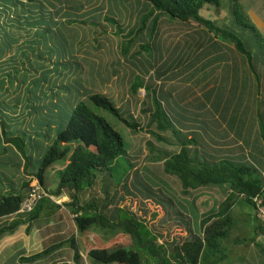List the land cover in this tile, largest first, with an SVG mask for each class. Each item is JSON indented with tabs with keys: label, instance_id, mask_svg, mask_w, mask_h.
I'll return each instance as SVG.
<instances>
[{
	"label": "rangeland",
	"instance_id": "374dc122",
	"mask_svg": "<svg viewBox=\"0 0 264 264\" xmlns=\"http://www.w3.org/2000/svg\"><path fill=\"white\" fill-rule=\"evenodd\" d=\"M12 1L0 0V15L3 18V23L1 22L2 31L0 32V71H7L9 75L17 74L21 81L16 82L18 85L16 83L5 84L6 88L4 89H2L3 86H0V195L4 194V186L9 191L18 188L22 177L19 165L23 164L20 157L14 155L12 151L8 150L9 153L5 155V145L1 137L2 127L5 128L4 130L7 133L22 130L20 131V138L25 140V147L34 158L31 163L34 168H37L39 166V158L43 156L46 148H48V146H44L45 137L43 134L55 131L47 124H56L60 119L59 112L65 108H70L71 105L68 104L74 101L72 96L67 94L69 101L65 102L64 95L55 94L59 90L51 89L54 85L59 84V77L40 76L39 71L42 70L44 73H48V69L44 68L52 66L55 62V57L58 58V63L63 62L64 64L53 65V67L56 71H64L68 67L66 64L67 57H76V52L78 51L79 57H96V59H85L81 62L93 64V70L91 71L101 74L99 76H91L92 79H90L91 77L83 76V88H87L84 84L89 79L96 90L105 89V85L110 84L109 91L105 95L114 106L121 105L118 108L128 122L140 124L148 122L144 117H147L145 115L146 108L151 102L147 98L143 104V113L137 112L135 114L132 110L133 105H131V102L127 103L123 98L129 94L134 99L132 91L137 90L139 86L146 88L149 96L153 97V119L155 121L151 124L150 129L144 125L142 131H132L109 112L94 108L95 112L103 116L112 128L122 136L124 150L127 154V157L118 160V164H114L115 166L110 172L111 177H108V179L119 184L128 173L130 177L133 176L131 162L135 165L139 164L136 170L139 175L133 176L130 181L131 185H133V195L139 202L137 201L136 204L135 201H132L130 204L125 203V205L131 207L136 205L135 209L141 212L144 207L143 199L158 203L165 213L161 212L158 219H150L149 222L151 221L152 227L159 230V228L171 229L175 227L173 213L176 214L175 218L178 221L188 226L190 225L188 217L196 219L200 215V211L194 205L204 210V199L207 201V208H211L212 204L217 207L223 201L222 195H217L212 191H201L193 192L196 201L193 204V201L188 197L183 198L181 184L176 176L164 173L163 164H158L157 166L153 161H151V164L153 163L152 166L150 164L151 155L159 156L164 152L171 154L174 149L181 148V144L188 145L189 140L183 132L184 126L181 122L184 114L190 113L189 115L192 119H199L196 123L192 122V129L199 127L197 123L201 121L200 119H207L210 116L207 114L203 116L197 110V97L194 96L197 94V89L195 90L194 86L190 93V105H184V100L189 98L187 93H185V96H183V93L174 94L176 87H168L167 82L164 83L161 90L160 87H157V95L152 92L156 80L152 77L151 70L154 71V69L158 68L161 71L169 68L171 70L168 71L169 74L173 75L180 68L181 70L183 69L184 63L188 69V64L186 63H190L192 59V56L188 58V55L196 50L194 46L189 47L188 41L184 42V44L183 42L178 44L175 37L170 36L172 34L170 26L166 25V23H161L160 17L153 23L150 17L145 18L144 25L140 27L137 24L134 29L133 19L129 22L130 18L128 17L134 16L136 13L130 9L126 11L127 24L126 17L122 18V28H120L118 22L114 23L105 19V14L108 10V0H70L69 2L68 0H38L28 5L20 4L15 6H13ZM94 1L97 4H94ZM125 1L128 6L134 5L132 0ZM137 1L146 3L142 2V0ZM218 3L220 5L219 8L223 10L224 16L219 19L217 26L246 41H250L249 37L242 33L241 27L236 24L235 18L231 14V1L218 0ZM60 5L67 6L66 23L62 19L56 20L54 17L55 11L56 14L60 12ZM91 5L96 6V8L88 11L83 8V6ZM147 5L150 4L148 3ZM240 10L245 17L250 19L241 6ZM112 14L113 9L109 8V15ZM166 19L171 23L176 22L168 17ZM125 24L133 28V30L126 38H122V31L124 33L129 31V29H126ZM156 27L159 28V32ZM150 28L153 31L148 30ZM248 46L253 49L252 42H248ZM171 49H174L173 54L169 53ZM178 52L182 53L179 54ZM206 52L208 56H216L215 53H211L210 48ZM177 53L179 55L178 59ZM184 54H186V61L183 59ZM174 77H166L165 81ZM9 78L13 79L12 76ZM38 78L44 81L32 84ZM191 78L194 77L185 76V82ZM74 79L75 77L69 76L66 82L74 84ZM208 79L210 80L211 78L208 76ZM46 80L47 82H45ZM22 81L25 83H21ZM210 112L212 113L213 110L210 109ZM180 114L182 118L179 117ZM164 122L169 123V126L174 130L172 128H161ZM148 133L152 137H149ZM171 142L175 143V147ZM192 146H195L194 142ZM155 149H158V151H154ZM255 154L260 160L264 157L258 154V151H255ZM159 161H162V159L158 158L156 162ZM63 165L64 163H61L57 165V168H63ZM153 166L157 167L156 171ZM31 167L29 166L28 170H32ZM49 175L54 174L49 173ZM49 175H44L45 181H47V177H50ZM24 177L27 178V174H23ZM37 183V180L32 178L28 186ZM49 186L52 188L55 185L51 183ZM99 186L104 185L99 183L98 188ZM106 188L108 190L114 189V187L108 186ZM24 192H27V189ZM123 196L126 195L124 194ZM57 202L64 205L69 202V199L62 203L58 200ZM262 210L264 211V209ZM170 212L173 213L171 214ZM180 212L183 215L177 214ZM232 215L235 220V227L231 234L232 239L250 241L254 237L255 230L257 231L260 227L264 234L263 214L257 213V216H255L253 208L244 201L240 200L237 202L232 210ZM147 217H151L149 212ZM12 220H0V226ZM192 224L193 230H197V225L194 222ZM21 233H23V230H21ZM74 233L73 216L67 208L62 206L61 210L51 219H39L35 226L32 227L30 234H25L26 238L24 239L29 244L30 249L27 254L29 256L37 254L42 251L43 247H48L54 242L66 240ZM92 235H97L102 239H113L116 234H111L104 230H95ZM257 241L261 242L264 239H257ZM228 245L231 250L230 258L224 264H264V256L258 252V249L255 250L256 248L252 244ZM71 255V251L68 248H64L51 259L40 261L37 264H73ZM12 256L13 254L11 253L10 257ZM16 257L6 264H19L20 256H18V260Z\"/></svg>",
	"mask_w": 264,
	"mask_h": 264
},
{
	"label": "trees",
	"instance_id": "16d2710c",
	"mask_svg": "<svg viewBox=\"0 0 264 264\" xmlns=\"http://www.w3.org/2000/svg\"><path fill=\"white\" fill-rule=\"evenodd\" d=\"M36 1L38 0H13L12 4L28 5ZM95 1L93 3H96ZM142 2L149 3L154 11L159 13V17L166 16L176 22L196 25L197 28L205 27L209 35L233 46L241 59L235 67L239 69L246 67L257 85L258 96L261 99L257 107V118L264 129V39L242 13L237 0H231L229 9L236 24L250 41L217 26V22L200 16L199 13L204 7H212L218 12L220 9L218 0H142ZM2 21L0 15V32ZM248 42H252L253 49L249 48ZM227 62L230 60L225 61ZM11 76L13 79L9 78ZM67 77L69 76L60 77L63 79L62 83L54 85L51 89L59 90L55 94L64 95L65 102L69 101L67 94H70L74 101L68 104L71 105L70 108L59 112L60 119L56 124H47L55 131L43 134L45 143L51 142V145L39 158L37 168L31 163L34 158L27 151L25 140L20 138L22 130L8 133L4 127L1 130L5 155L12 151L14 155L20 157L23 164L19 165L22 177L17 190L9 191L6 188V193L0 195V219L17 214L22 201L31 191L28 183L32 178L37 180V185L48 194V197H42L30 214H19L25 217L0 226V241L13 235L23 225L31 229L39 219L51 218L62 206L72 214L75 228V233L70 238L43 247L37 254L28 257L20 254L19 264L47 261L64 248L71 251L73 264H224L229 260L231 253L228 244L237 246L248 243L264 256V241H257L264 239L261 227L253 231L255 234L250 241L231 238L235 227L232 208L237 201L242 200L251 206L255 216L258 211L253 202L254 198L261 200L264 208L263 171L250 166L233 165L227 161H215L209 156L210 161H206L205 150L202 151V157L198 155L199 143L196 138L189 139L187 146L181 144L182 149L179 153L172 155L164 152L159 156L151 155L150 162H156L161 158L164 173L178 178L182 195L207 189L226 196L216 208L200 213L193 221L188 218L190 225L174 219V230H171L172 228L158 230L152 227L151 221L149 222L150 219H158L161 215L158 203L143 199L144 207L141 212L135 209L136 205L134 207L125 205L132 201L137 204L138 200L133 195V185L130 181L133 176L139 174L133 171V176L130 177L128 173L119 184L108 179L111 177L110 172L114 164H118V160L127 157V154L122 136L103 116L97 114L94 108L109 112L132 131H140L141 125L128 122L120 109L103 93L84 89L82 77H75L74 84H68ZM0 81V86L4 89L5 84H14L21 79L17 74L9 75L7 71H0ZM43 81L38 78L32 84ZM154 121L155 119H149L148 129ZM161 128L172 127L164 122ZM193 142L197 151L190 154L186 148H192ZM7 144L10 148H6ZM61 163H64V168L54 175H49L53 166ZM130 165L132 169L135 168L132 162ZM29 166H32V170H28ZM23 174H27L29 179L23 178ZM45 174L50 176L47 177L48 182L44 180ZM51 183L56 185L51 188L49 186ZM99 183L104 186L98 188ZM107 186L114 189L108 190ZM25 189L27 192H24ZM63 194L68 196L69 202L57 205L55 200ZM124 194L126 196H123ZM147 210L151 216L149 218ZM193 222L197 225L195 231L192 228ZM95 230H104L116 235L113 239H102L92 235Z\"/></svg>",
	"mask_w": 264,
	"mask_h": 264
},
{
	"label": "crops",
	"instance_id": "0c3cea01",
	"mask_svg": "<svg viewBox=\"0 0 264 264\" xmlns=\"http://www.w3.org/2000/svg\"><path fill=\"white\" fill-rule=\"evenodd\" d=\"M69 1L70 0H68V2ZM133 1L134 5L128 6L125 0H108V10L106 11L105 19L111 20L114 23L118 22L120 28H122V18L126 17V24L128 22V18H130L129 22L131 21V19H133L134 29L136 28L137 24L140 27L144 25L146 21L144 20L145 18L150 17L152 19V23L153 21L159 19V13H156L152 6L145 3H139L137 0H132V2ZM237 2L242 7V10L245 11L247 16L250 17V19L248 17L247 18L249 19L251 24L261 33L264 39V0H237ZM59 7L60 12L56 14L55 11L54 17L56 18V20L62 19L66 23L67 6L60 5ZM83 8L88 11L92 8H96V6H84ZM109 8L113 9L112 15H109ZM128 9L134 11L136 15L129 16L127 18L126 11ZM215 10L216 9L212 7H204L199 14L206 20L218 22L219 19L223 18L224 13L222 9H219L218 12H216ZM160 18L161 23H166V25L170 26L172 31V34L170 36L175 37L178 44H180L181 42H183L184 44V42L188 41L189 47L193 45L194 49L196 50L194 51L195 53L192 52L188 55V58L192 56L190 63H186L188 64V69L185 67L184 63L183 69L181 70L180 68L173 75L169 74L168 71H171L169 68L159 71V69L156 67L157 69H154V71L151 70L152 77H154V80H156V84L155 87L152 88V92L157 95V87H160L161 90L164 86V83L167 82L168 87H176V92L174 94L183 93V96H185V93H187L189 98L187 100H184V105H190V93L192 87L194 86V89H197V94L194 95L195 97H197V110L201 112L203 116L206 114L210 116L207 119H200L201 121L197 123L199 127H195V129H192V122L196 123L199 119H192L189 115L190 113L184 114V118H182L181 114L179 115V117L182 118L181 122L184 126L183 132L187 135L188 140L191 138L198 139L200 152L198 155L202 157V151L205 150V154L207 155L205 156L206 161H210L209 157H211L215 161H227L232 164L236 163L237 165L246 164L243 166L254 167L264 172V157L262 160H260L255 154V151H258V154L264 156V129L261 126L260 120L257 118V107H259L261 99L258 96L257 85L255 84L251 73L248 72V69L246 67H242L240 69L238 67H235V65H237L236 63H238V61L241 59L238 57V54L235 52L233 46L230 43L222 42L214 38L212 35H209L205 27L197 28L196 25H190L180 22L171 23L166 19V17ZM126 24V29H129V31H125V33L124 31H122V38H126L129 34L132 33L133 30V28L128 27ZM156 29L158 32L160 31L158 27H156ZM148 30L153 31L151 30V28ZM208 48H210L211 51L216 52L215 57L207 55L206 51L208 50ZM169 53L173 54L174 49H171ZM178 53L181 54L182 52ZM178 53L177 59L179 58ZM185 55L186 54H184L183 59L186 61ZM67 58L68 59L66 60V64L68 65V67H66L64 71H56L53 67V65L55 66L64 64L63 62L58 63V58L55 57V62L52 64V66L44 68L48 69V73H44L42 70H40L39 74L54 76L55 78L59 77V84H61L63 81V79H61L60 77H93L101 75L100 73L91 71L93 70V64H85L81 62L85 59H96V57H79V52L77 51L76 57L71 58L70 56H68ZM214 58L216 59L213 61ZM229 60V63H225V61ZM171 76L175 77L172 79H167L165 81L166 77ZM185 76L194 78H191L190 80L185 82ZM208 76L211 78V81L208 79ZM92 77L90 79H92ZM90 79L85 82L87 91L91 90L93 92H100L104 95L107 91H109L110 84H106L105 89L96 90L95 86L90 83ZM146 91V88L139 86L137 90L135 89L134 91H132V94L135 97L134 99L129 94L123 99L127 103L131 102V105H133L132 110L135 114L137 112L142 114L144 111V101L149 98L151 103L148 108H146L145 115H147V117H144V119L149 122V119H153V97H150L148 93L146 94ZM120 106L121 105H118L116 107L118 108ZM210 109L213 110L212 113L210 112ZM148 122H143L142 124L139 123L141 125L140 131H142L144 125L148 126ZM148 136L150 137V135ZM49 145H51V142H46L44 144V146ZM172 145L175 147V143H172ZM6 148H10V146L7 144ZM181 149L182 148L180 147L178 149H174L171 154L173 155L179 153ZM155 150L158 151V149ZM186 150L190 152V154L191 152L193 153L197 151L196 146H193L192 148H186ZM153 163L157 164L158 166V164H163V161H153ZM138 165H135L133 171L137 170ZM57 167V165L53 166L50 173L55 174L57 171H61L64 168V165L63 168ZM153 167H155L156 171L157 167ZM6 191L7 190L5 187L4 194L6 193ZM201 191L208 190L200 189L197 191H192L190 192V194L186 193L182 196L183 198L188 197L191 201H193V204H195L196 201L193 194L195 192ZM214 193L217 194L216 192ZM221 195L223 196V194ZM191 197H193V199H191ZM225 198L226 196H223V201L225 200ZM66 199H69L68 196L63 194L56 200L62 203ZM203 202L205 204L204 210H202L201 207H197V205H194L195 208L200 211V213L216 208L215 205L213 206V204L211 208H207L208 204L206 199H204ZM158 210H160V212L162 213H165L164 211H162L161 207H159ZM170 213L172 214L173 212ZM173 214V218L176 219V214ZM180 214L183 215L182 212H180ZM21 217L25 216L15 214L13 216L2 218L0 220H16L20 219ZM190 219L194 220V218ZM31 229H27V226L23 225L19 227L13 235L5 237L0 241V264H6L16 256L17 259L20 254H24L23 256L26 257L29 256L27 254L30 250L29 244L26 243V240L24 238H26L25 234H30ZM21 230H23V233H21ZM171 230H174V228H172ZM11 253L13 254L12 257H10Z\"/></svg>",
	"mask_w": 264,
	"mask_h": 264
},
{
	"label": "built area",
	"instance_id": "2783aa9c",
	"mask_svg": "<svg viewBox=\"0 0 264 264\" xmlns=\"http://www.w3.org/2000/svg\"><path fill=\"white\" fill-rule=\"evenodd\" d=\"M263 177H264V173H263ZM37 184L31 185V191L28 193L26 199L22 201L17 214H30L42 197H48V194L45 191H43ZM55 202L58 205H61L59 202H57V200H55ZM253 202L256 205L258 211L257 213L263 214L262 216L264 217V211L262 210L264 208L262 206L261 200H259L258 198H254Z\"/></svg>",
	"mask_w": 264,
	"mask_h": 264
}]
</instances>
